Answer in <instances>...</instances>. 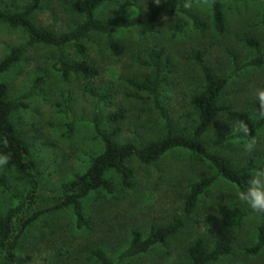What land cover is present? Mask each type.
I'll return each instance as SVG.
<instances>
[{"label":"rangeland","instance_id":"rangeland-1","mask_svg":"<svg viewBox=\"0 0 264 264\" xmlns=\"http://www.w3.org/2000/svg\"><path fill=\"white\" fill-rule=\"evenodd\" d=\"M162 1L137 0V3L147 9ZM25 2L0 0V9L19 10ZM68 2L42 0L33 14V22L57 33L69 30L80 19L71 13ZM222 8L227 25L222 37L211 28L210 6L205 1L183 6L185 12H195L207 21L208 29L204 33L192 28L186 14H181L184 30L173 35V18L163 17L152 34L138 27L118 32L115 38L124 47L119 56L108 51L102 36L91 35L85 40V58L99 69L98 76L92 79L74 75L62 78L52 67L57 55L54 48L27 47L20 28L0 24V59L12 47L25 46L20 60L0 76L7 86L8 97L27 92L37 78L41 79L36 92L25 100L26 106L12 113V120L29 144L45 192H57L63 182L84 171L101 150L93 131V116L103 120L107 112L124 106L126 119L120 140L140 143L163 135L165 123L152 101L129 85L130 80L150 73L147 53L156 46L164 47L171 61L170 69L162 75L160 98L176 130L189 132L194 124L189 98L203 85L201 71L193 58L194 52L200 50L212 71L228 80L221 94L227 110L210 127L206 141L234 165H245L252 160L256 165L254 173L264 171V123L250 139L233 137L237 127L249 128L259 120L251 114L250 107L259 102L257 93L264 91V0H222ZM134 13L135 8L128 0H109L97 10L98 16L128 17ZM246 35L261 44L260 65L252 64L257 55L245 42ZM66 51L69 59L79 58L72 49ZM91 92L107 98L99 101ZM70 122H73L72 132L67 128ZM248 143L253 145L250 153L246 150ZM132 168L135 172L132 190L117 188L113 195L94 194L84 199L87 227H76L69 208L34 221L17 247V251L30 256L26 264H98L91 254L95 248L117 257L127 247L132 229H138L144 236L152 224H166L175 215L181 216L184 226L166 243L125 258L120 264H185L186 249L198 238L210 249L218 239L231 244L229 254L210 264H264V248L256 254L247 251L256 242L261 218L254 212L242 220L216 215L219 203L244 208L231 183L218 179L201 197L196 210L189 215L184 213L182 202L189 185L213 173L204 159L174 149L153 164L134 162ZM5 180L6 187H0V211L16 202L23 187L13 173H6Z\"/></svg>","mask_w":264,"mask_h":264},{"label":"trees","instance_id":"trees-1","mask_svg":"<svg viewBox=\"0 0 264 264\" xmlns=\"http://www.w3.org/2000/svg\"><path fill=\"white\" fill-rule=\"evenodd\" d=\"M108 1L69 0V10L77 15L80 21L69 30L59 33L39 27L33 22V14L40 7L42 0H26L23 8L15 11L0 9V24L20 28L26 36L27 47L44 45L54 48L57 55L52 67L64 79L71 75L85 79L98 76L97 64L85 58L87 53L85 40L91 35L102 36L108 51L112 55L119 56L123 53L124 47L115 38L118 32L138 27L145 33L152 34L156 30L158 20L163 17L173 18V35L184 30L185 22L181 14H186L195 30L201 33L207 31V21L195 12H185L183 10L185 4L196 1L207 2L210 6V25L213 32L222 37L227 31L222 0H163L147 9H142L137 0H128L135 8L132 16H98L97 10ZM244 38L257 55L252 64L260 65L263 59L260 42L249 35ZM25 46L12 47L0 59V76L20 60ZM68 48L72 49L79 58L69 59L66 51ZM193 58L201 71L203 85L200 91L192 93L189 98V105L194 113V124L189 132L176 130L161 101L162 75L165 70L170 69L171 61L165 48L156 46L147 53L150 73L130 80L129 85L152 101L155 111L165 123L163 135L140 143L120 140L122 124L126 119L124 106L107 112L103 120L99 116H93V131L100 141L101 150L92 157L84 171L74 174L71 179L63 182L55 193L44 191L35 162L30 155L29 144L12 120V113L26 106L25 100L36 92L41 79L37 78L27 92L15 98L8 97L7 86L0 79V154L9 157L8 163L2 166L0 187H6V173H13L23 185L21 192L16 196V202L0 211V264H26L30 261V256L17 251V247L22 235L38 218L53 211L69 208L76 227H87L82 206L85 198L94 194L113 195L117 188L132 190L135 186V172L132 168L134 162L150 165L174 149L191 152L204 159L213 168L210 176L200 178L189 185L182 202L186 215L196 210L201 197L218 179L234 185L238 193L247 186L256 168L253 161L249 160L245 165H234L222 153L211 148L205 139L210 127L227 110L221 101V94L228 80L212 71L206 64L202 51H195ZM91 93L99 101L107 98L105 95L102 97L95 92ZM250 110L251 114L259 117V120L248 128V135L236 134L234 138L250 139L264 123V115H261L264 110L260 108V102H254ZM67 128L68 132H72L73 122L68 123ZM243 206L244 208L219 203L215 209L216 215L222 219L242 220L249 212H254L246 205ZM254 213L261 218V222L257 227L255 244L247 249L252 254L264 248V214ZM183 226L184 220L181 216L175 215L166 224H152L144 236L138 229H132L127 247L117 257H110L100 248H95L91 254L98 264H120L125 258L137 256L157 244L166 243L167 239ZM230 251L229 241L218 239L210 249L202 238H198L187 247L185 264H210L229 254Z\"/></svg>","mask_w":264,"mask_h":264},{"label":"clouds","instance_id":"clouds-1","mask_svg":"<svg viewBox=\"0 0 264 264\" xmlns=\"http://www.w3.org/2000/svg\"><path fill=\"white\" fill-rule=\"evenodd\" d=\"M159 2V0H157ZM260 108L264 110V91L257 93ZM264 115V111L261 112ZM238 135H248L249 129L246 125H241L235 129ZM252 143L246 145V150L250 153L252 151ZM9 157L7 155L0 154V166H4L8 163ZM238 199L244 205L249 207L252 211L260 214H264V171L256 172L251 175L247 182V186L239 191Z\"/></svg>","mask_w":264,"mask_h":264}]
</instances>
